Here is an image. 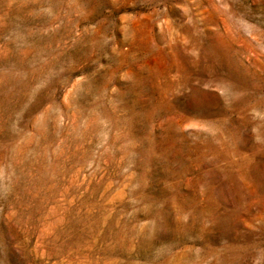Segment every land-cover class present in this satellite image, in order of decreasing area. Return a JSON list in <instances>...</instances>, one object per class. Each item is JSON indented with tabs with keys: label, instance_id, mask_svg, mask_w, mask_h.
Wrapping results in <instances>:
<instances>
[{
	"label": "rangeland",
	"instance_id": "obj_1",
	"mask_svg": "<svg viewBox=\"0 0 264 264\" xmlns=\"http://www.w3.org/2000/svg\"><path fill=\"white\" fill-rule=\"evenodd\" d=\"M0 264H264V0H0Z\"/></svg>",
	"mask_w": 264,
	"mask_h": 264
}]
</instances>
